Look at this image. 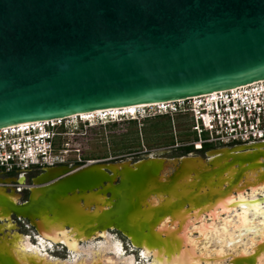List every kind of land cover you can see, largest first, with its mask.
Wrapping results in <instances>:
<instances>
[{
    "label": "water",
    "instance_id": "obj_1",
    "mask_svg": "<svg viewBox=\"0 0 264 264\" xmlns=\"http://www.w3.org/2000/svg\"><path fill=\"white\" fill-rule=\"evenodd\" d=\"M259 80L264 0H0V127ZM166 153L46 167L24 202L20 189L3 186L16 179L0 177V264H70L23 250L25 240L39 246L43 237L48 252L49 242L69 252L59 237L82 245L112 231L140 251L135 264L220 262L183 251V234L201 213L214 218L230 194L264 183V141L217 147L206 158ZM16 219L29 222V234ZM251 249L225 264H254L264 236Z\"/></svg>",
    "mask_w": 264,
    "mask_h": 264
},
{
    "label": "built area",
    "instance_id": "obj_2",
    "mask_svg": "<svg viewBox=\"0 0 264 264\" xmlns=\"http://www.w3.org/2000/svg\"><path fill=\"white\" fill-rule=\"evenodd\" d=\"M154 115H179L191 120L192 137L172 147L196 150L264 141V80L226 90L157 103ZM152 107V108H153ZM150 108V107H149ZM66 119V118H65ZM64 119L24 122L0 127V177L31 168L66 165L70 148ZM59 126V127H58ZM63 128V130L57 129ZM79 161V157H77ZM93 162L86 160L84 162ZM21 188L18 183L3 184Z\"/></svg>",
    "mask_w": 264,
    "mask_h": 264
},
{
    "label": "rangeland",
    "instance_id": "obj_3",
    "mask_svg": "<svg viewBox=\"0 0 264 264\" xmlns=\"http://www.w3.org/2000/svg\"><path fill=\"white\" fill-rule=\"evenodd\" d=\"M152 107L153 106L150 108L146 107L136 109V112L133 114V116H131L132 118L117 117V120H113V118L115 119L116 116L112 115L111 118H109L105 115V118H102L103 114H96L95 117L89 118V122L82 121V119L78 118V116L64 119L62 121L64 126L62 127L68 133L63 136L62 141L63 144L67 141L68 144L65 143L64 145H68L70 148L69 152L65 156L69 157L70 159L75 157H86L91 158L92 160H119L125 158L136 160L142 157L144 154L156 153L159 150L168 149L169 144L175 143L177 141H186L192 137L193 134L188 132L191 125V120L188 117H181L175 114L172 116L154 115L156 110L154 107ZM99 117L101 119H99ZM130 119H133L136 122L130 123ZM63 128L57 129L63 130ZM192 138H194V136ZM205 147H212V145L208 144ZM163 156L169 157L170 155L166 153ZM202 178L203 177H201L199 181H201ZM201 223L202 221L195 224L196 227L200 226ZM19 230L25 234H29L30 232L29 230H25L23 228H20ZM110 235L114 241H119L123 246L121 240L117 238L115 234ZM184 235H186V246L189 247L183 251L189 252L190 250L193 252L192 254L194 256L196 254H206L209 257H215L216 255L225 254V250L222 249L221 251H217L215 246H212L206 241V243L197 241L193 238L195 235L189 236L188 234H183V236ZM263 236L264 227L261 230V234L258 235L257 240ZM241 238L242 237H239V241H233L232 239L224 240V245L229 249L241 248L245 242L244 237L242 239ZM230 241H233L232 244ZM200 243L204 246H202ZM49 246L52 248L53 245ZM128 251H130V249H128ZM250 252H237L233 254L240 253L247 256L250 255ZM51 255L63 257L64 252L62 249H60L58 252H51ZM100 255L101 254L98 252L92 253V258L89 259L87 263L84 262L81 264H117L116 261L110 257H104L101 259ZM254 262V264H264V251L261 250L259 253H257ZM220 263L224 262L221 260L220 262L204 261L200 264Z\"/></svg>",
    "mask_w": 264,
    "mask_h": 264
},
{
    "label": "bare ground",
    "instance_id": "obj_4",
    "mask_svg": "<svg viewBox=\"0 0 264 264\" xmlns=\"http://www.w3.org/2000/svg\"><path fill=\"white\" fill-rule=\"evenodd\" d=\"M156 105L157 104H144L123 108H114L111 110H99L92 113H80L67 118L78 116L80 118L89 119L91 117H95L96 114H103L102 118H105V115L111 118L112 115L118 116L122 113L134 114L138 108H146ZM99 119L101 118L99 117ZM246 193L247 194L239 193L234 197L230 194L229 201L226 202V206H224L223 210H221L219 207L220 210L215 212L214 218H208L206 214L201 213L198 217H196L195 221L197 222L192 221L190 225H188L189 229L187 230V233L189 236H192L193 233H197V235L195 234V237L193 236V238L197 241H201L202 243L206 241L212 246H215L217 251H221L222 249L225 250V254H222V257L220 258V260L223 262L229 255L233 253L250 252L252 250L251 248L253 247V244L258 238V235L261 234V230L264 227V183L252 188ZM10 199L12 200L11 196ZM200 221H202L201 225L196 227L195 224ZM102 235L103 236L100 237L101 239L103 238L102 241H98L97 243L90 241L87 243V245L77 244V242L74 241L69 235L59 237V239L65 241L70 251L71 257L67 259L68 262L70 264H81L84 262L87 263V261L92 258L91 254L98 252L101 254V259L104 257H110L114 259L117 264H135L134 256L125 255L126 252H124L123 246L119 241H114L111 235L108 233H103ZM239 237H244L245 239V242L241 248L229 249L224 245V240L232 239L233 241H239ZM23 241L24 240H22V242ZM27 241L25 240L23 250H28L29 252H35L37 254H39L42 250V252L49 254V252L46 250V245L44 244L45 240L43 237H39L38 239V242L41 244L39 246L29 240ZM233 241L230 242L232 243ZM50 243L49 245L52 246L53 243ZM201 245L204 246L203 244ZM109 252L111 253L110 256L108 255ZM141 254L145 259H147L150 253L148 251L142 250ZM50 256L52 258H57L51 254ZM143 264L157 263L155 261L154 263L147 261ZM220 264H225V262Z\"/></svg>",
    "mask_w": 264,
    "mask_h": 264
},
{
    "label": "flooded vegetation",
    "instance_id": "obj_5",
    "mask_svg": "<svg viewBox=\"0 0 264 264\" xmlns=\"http://www.w3.org/2000/svg\"><path fill=\"white\" fill-rule=\"evenodd\" d=\"M175 144H177V142L168 145L167 154L170 155L169 158H172V157H180V156L188 155L190 153H194L195 155H199V156H202V157H205L206 158V153L208 151H210L211 149L217 148L215 146H212V147H208V148L207 147H204V148H202L200 150H196V149H194L192 147H179V148L172 147ZM188 148H191V150L188 151V152H185V150L188 149ZM86 160H92V159L86 158V157L85 158H80L79 157V161H78L77 158L75 157V158L70 159L69 160V163L66 164V166L73 167V166H76V165H83ZM42 170H43L42 167L31 168V169L27 170L24 173H19V174H16L14 176H6L4 178L14 177L16 179V183L20 184L21 185V188H15V189L16 190L20 189L19 190V193L21 194V202H24L28 198L29 189L33 186V181H32L33 178L36 177ZM8 188H9V190L11 189L9 186H8ZM16 222H17V224L19 225L20 228H23V229L29 230V231L32 230V227L29 226V222L27 220L16 219ZM112 234L113 235L115 234L117 236V238H119L121 240V242L123 244V250L126 252V255H133V256H135V258L137 259V261L140 260V256H139V254H140L139 252L140 251L139 250L132 249L128 245V241L123 236H121L118 232L112 231ZM99 240L102 241L103 238L102 239L101 238L96 239L97 242ZM94 241H93V243H97L96 241L95 242ZM44 244H45V241H44ZM82 245H87V243H83ZM128 249H130V251H128ZM49 250H51L52 252L53 251L54 252H58V251H60V248L59 249H55L52 246V248H50ZM62 250L64 252V256L63 257L55 256V255H52V256L57 257V258H60V259L69 258L68 255H70V251L68 252L65 248H63ZM110 254L111 253L109 252L108 255H110ZM136 259H135V261H136ZM151 263H154V260H152Z\"/></svg>",
    "mask_w": 264,
    "mask_h": 264
},
{
    "label": "trees",
    "instance_id": "obj_6",
    "mask_svg": "<svg viewBox=\"0 0 264 264\" xmlns=\"http://www.w3.org/2000/svg\"><path fill=\"white\" fill-rule=\"evenodd\" d=\"M129 122H130V123H135L136 121L133 120V119H130ZM190 150H191V149H186L185 152H188V151H190ZM90 159H91V158H90Z\"/></svg>",
    "mask_w": 264,
    "mask_h": 264
},
{
    "label": "crops",
    "instance_id": "obj_7",
    "mask_svg": "<svg viewBox=\"0 0 264 264\" xmlns=\"http://www.w3.org/2000/svg\"><path fill=\"white\" fill-rule=\"evenodd\" d=\"M134 259H135V256H134ZM136 262V261H135Z\"/></svg>",
    "mask_w": 264,
    "mask_h": 264
}]
</instances>
